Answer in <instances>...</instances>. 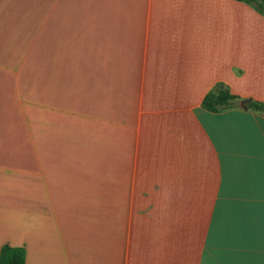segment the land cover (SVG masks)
Returning a JSON list of instances; mask_svg holds the SVG:
<instances>
[{
    "label": "crops",
    "instance_id": "0c3cea01",
    "mask_svg": "<svg viewBox=\"0 0 264 264\" xmlns=\"http://www.w3.org/2000/svg\"><path fill=\"white\" fill-rule=\"evenodd\" d=\"M27 53L49 54L47 84L27 78L41 68ZM29 85L44 87L32 105ZM219 85L238 101L208 112ZM252 103L264 17L245 3L0 0V250L23 248L24 264H264Z\"/></svg>",
    "mask_w": 264,
    "mask_h": 264
},
{
    "label": "trees",
    "instance_id": "16d2710c",
    "mask_svg": "<svg viewBox=\"0 0 264 264\" xmlns=\"http://www.w3.org/2000/svg\"><path fill=\"white\" fill-rule=\"evenodd\" d=\"M245 3L254 8L264 17V0H235ZM238 98L229 93L221 85L209 92L202 101V107L208 112H217L223 109L232 108L236 105ZM256 111L264 112V105L252 103L251 107ZM25 251L21 247L3 246L0 250V264H24Z\"/></svg>",
    "mask_w": 264,
    "mask_h": 264
},
{
    "label": "rangeland",
    "instance_id": "374dc122",
    "mask_svg": "<svg viewBox=\"0 0 264 264\" xmlns=\"http://www.w3.org/2000/svg\"><path fill=\"white\" fill-rule=\"evenodd\" d=\"M48 59H49V54L48 53H34V54H30L27 53L26 54V60H30L32 62L36 61L35 65H41L40 70L38 69H28L27 70V78H37V77H41L43 85L48 83V79H49V73L50 70L47 67L48 65ZM38 86V85H29L26 86V100H27V104L32 105L33 101H34V87H36V89L39 87L40 89H42V91H44V87ZM48 86V85H47ZM45 94V92H43ZM44 94H42V100L44 102V100L46 99L45 96H43Z\"/></svg>",
    "mask_w": 264,
    "mask_h": 264
},
{
    "label": "water",
    "instance_id": "95a60500",
    "mask_svg": "<svg viewBox=\"0 0 264 264\" xmlns=\"http://www.w3.org/2000/svg\"><path fill=\"white\" fill-rule=\"evenodd\" d=\"M249 105H250V101L249 100L243 101L241 103V107L244 108V109H248Z\"/></svg>",
    "mask_w": 264,
    "mask_h": 264
}]
</instances>
